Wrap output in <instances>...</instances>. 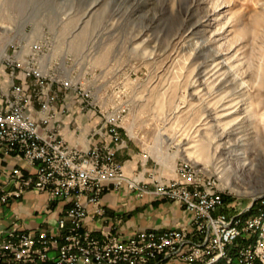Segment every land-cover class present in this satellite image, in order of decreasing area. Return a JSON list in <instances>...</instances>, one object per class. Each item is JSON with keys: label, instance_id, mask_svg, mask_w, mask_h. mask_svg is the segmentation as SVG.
<instances>
[{"label": "rangeland", "instance_id": "obj_1", "mask_svg": "<svg viewBox=\"0 0 264 264\" xmlns=\"http://www.w3.org/2000/svg\"><path fill=\"white\" fill-rule=\"evenodd\" d=\"M0 39L44 46L158 174L199 166L236 212L264 195V0H0Z\"/></svg>", "mask_w": 264, "mask_h": 264}, {"label": "built area", "instance_id": "obj_2", "mask_svg": "<svg viewBox=\"0 0 264 264\" xmlns=\"http://www.w3.org/2000/svg\"><path fill=\"white\" fill-rule=\"evenodd\" d=\"M24 48L12 42L0 46V63L10 79L7 93L1 94L0 150L25 163L6 173L0 203L34 191L46 194L49 202H67L68 209L55 234L2 232L0 264H46L52 253L53 264H264V197L236 212L225 202L220 179L186 161L178 164L175 178L155 179L150 189L128 176L117 159L123 147L119 116L103 114V125L94 133L108 136L111 145L70 146L62 120L74 105L95 110L92 92L44 68V46ZM109 187L176 202L191 214V225L126 238L102 231L96 239L84 226L90 213L104 215L101 200Z\"/></svg>", "mask_w": 264, "mask_h": 264}, {"label": "crops", "instance_id": "obj_3", "mask_svg": "<svg viewBox=\"0 0 264 264\" xmlns=\"http://www.w3.org/2000/svg\"><path fill=\"white\" fill-rule=\"evenodd\" d=\"M10 79L7 71L0 67V104H3L2 93H7ZM65 124L62 134L72 147L87 149L98 144L110 145V138L94 133L103 125L93 110H83L79 105L71 108V114L63 120ZM79 127L80 130H77ZM117 159L123 170L132 178H136L150 189L154 181L175 178V172L169 175L158 174L142 160V153L125 141L123 148L117 153ZM25 167V163L15 155L5 156L0 150V183L12 168ZM101 205L105 210L103 216L90 213L84 229L91 232L96 239L102 238V231L111 230L121 238L133 237L139 231H155L163 233L182 226L191 225V214L178 203L146 195L139 197L137 192L127 188L115 190L109 187L103 194ZM68 209L67 202L58 200L49 202L46 194L34 191L27 192L18 200H10L7 205L0 203V241L2 232L15 228L19 232L36 234L40 231L55 234L60 219H64ZM54 253L46 264H53ZM172 264V263H165ZM181 264V263H177Z\"/></svg>", "mask_w": 264, "mask_h": 264}, {"label": "water", "instance_id": "obj_4", "mask_svg": "<svg viewBox=\"0 0 264 264\" xmlns=\"http://www.w3.org/2000/svg\"><path fill=\"white\" fill-rule=\"evenodd\" d=\"M261 197H264V195H261V196H259V197L254 198L252 204L250 205V208H252V207L254 206V204L256 203V201H257L259 198H261Z\"/></svg>", "mask_w": 264, "mask_h": 264}]
</instances>
